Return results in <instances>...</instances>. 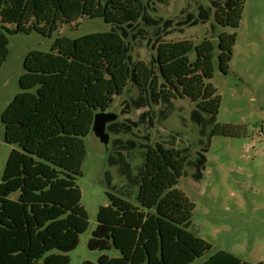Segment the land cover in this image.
<instances>
[{"label":"trees","instance_id":"1","mask_svg":"<svg viewBox=\"0 0 264 264\" xmlns=\"http://www.w3.org/2000/svg\"><path fill=\"white\" fill-rule=\"evenodd\" d=\"M245 1L187 0L174 18H163L155 2L168 0H0V74L7 34L52 37L82 17L109 25L75 38L57 35L49 51L30 50L23 59L20 90L0 115L4 142L14 146L0 184V264L70 263L68 252L88 222L84 208L60 194L82 175L93 116L122 95V113L143 110L136 120L106 126L113 136L103 173L109 203L98 208L88 241L91 250L113 246L120 254L82 264H190L210 249L188 233L195 205L177 185L188 175L200 182L211 137L234 132L216 123L222 97L211 79L215 61L229 71ZM206 24L212 32L215 25L233 31L219 32L216 42L169 38ZM142 47L148 58H134L132 50ZM183 98L194 103L188 120L199 148L181 145L176 131L151 143L152 129ZM73 193L78 198L77 188Z\"/></svg>","mask_w":264,"mask_h":264},{"label":"rangeland","instance_id":"2","mask_svg":"<svg viewBox=\"0 0 264 264\" xmlns=\"http://www.w3.org/2000/svg\"><path fill=\"white\" fill-rule=\"evenodd\" d=\"M186 1L155 2L157 14L163 18H174ZM211 22L214 23L213 19ZM108 29L109 25L101 18L82 17L62 25L52 37H44L35 31L30 34H7L9 55L0 74V115L20 90L18 78L24 71L22 64L28 51H49L57 35L75 38ZM223 30L233 31L232 28L215 25L212 32L209 24H206L185 29L184 33H175L169 38H188L199 42L211 36L216 42L217 34ZM234 31L237 39L229 71L227 74L220 72L215 61V72L211 79L222 97L216 123L230 126L234 132L211 137L200 182H194L188 175L181 177L177 185L195 205L188 233L196 234L211 246L210 251L196 258L193 264H207V260L219 250L232 253L245 264H264V0L245 1L240 25ZM132 55L136 59H146L149 52L143 47L134 48ZM125 100V95L117 96L105 111L116 117L109 123L137 119L143 109L122 113ZM174 105L176 110L172 115L152 129L151 143L176 131L180 133L181 145L195 146L199 138L197 127L188 120L194 103L189 98H183L174 100ZM109 137L110 142L113 136L109 133ZM83 140L86 157L82 164V175L75 180L79 196L77 198V194L73 193V197H69L74 188L60 194L59 198L66 202L70 199V203L74 202L72 206L80 204L89 222L88 228L79 234L77 246L68 252L69 264L96 262L102 254L110 257L119 255L114 248L100 251L87 246L96 226L98 208L109 203L103 178L104 170L108 168L105 156L109 143L104 145L93 132ZM13 147L4 142V125L0 119V184ZM198 148L196 145L194 150ZM110 170L118 180L115 168Z\"/></svg>","mask_w":264,"mask_h":264},{"label":"crops","instance_id":"3","mask_svg":"<svg viewBox=\"0 0 264 264\" xmlns=\"http://www.w3.org/2000/svg\"><path fill=\"white\" fill-rule=\"evenodd\" d=\"M10 197H12L15 201H17L18 200V193H14L13 195H11ZM86 212V211H85ZM86 220H87V222H88V218H87V214H86ZM97 224H98V221L96 220V226H95V228L97 227ZM88 225H89V222H88ZM88 228V227H87ZM95 228H94V230H95ZM94 230L92 231V233H91V237L90 238H92V236H93V232H94ZM84 232V231H83ZM141 232V229H139V233ZM78 238H79V236H78ZM78 238H77V244H78ZM90 238H89V240H90ZM197 238H199L198 236H197ZM200 239V238H199ZM88 240V241H89ZM200 240H202V239H200ZM203 241V240H202ZM139 242H140V240H139V234L136 236V240H135V242H134V246H133V251H132V256L136 253V250H137V247H138V245H139ZM204 242V241H203ZM205 243V242H204ZM205 244H207V243H205ZM77 246V245H76ZM75 246V247H76ZM87 246H88V242H87ZM210 246V245H209ZM110 248H114L113 246H110V247H108V249H105V250H109ZM114 249H116V248H114ZM210 249H211V246H210ZM210 249L208 250V251H210ZM96 250H99V249H96ZM105 250H103V251H105ZM117 250V249H116ZM118 251V250H117ZM208 251H206V252H208ZM119 252V251H118ZM206 252H204V253H206ZM120 254V253H119ZM101 256H107L108 258H115V257H110V256H108V255H106V254H102V255H100V257ZM119 256V255H118ZM117 257V256H116ZM195 261V260H194ZM194 261L192 262V263H190V264H193L194 263ZM86 262V261H85ZM87 262H92V261H87ZM237 262H240L239 264H245V262H243V261H240L239 260V258H237L236 256H234L232 253H230V252H228V251H225V250H219V251H217L216 252V254H214L206 263L207 264H233V263H237ZM127 264H131V261H130V259L128 260V263ZM258 264H262V262H259Z\"/></svg>","mask_w":264,"mask_h":264},{"label":"water","instance_id":"4","mask_svg":"<svg viewBox=\"0 0 264 264\" xmlns=\"http://www.w3.org/2000/svg\"><path fill=\"white\" fill-rule=\"evenodd\" d=\"M115 118V115L106 114L104 111L97 112L93 116L91 130L104 145H107L110 139L106 126L109 122L115 120Z\"/></svg>","mask_w":264,"mask_h":264}]
</instances>
